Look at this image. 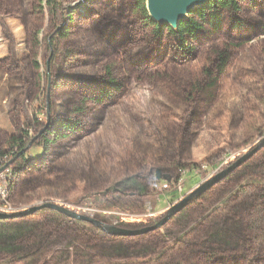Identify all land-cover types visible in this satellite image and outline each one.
Listing matches in <instances>:
<instances>
[{
  "label": "rangeland",
  "instance_id": "obj_1",
  "mask_svg": "<svg viewBox=\"0 0 264 264\" xmlns=\"http://www.w3.org/2000/svg\"><path fill=\"white\" fill-rule=\"evenodd\" d=\"M52 2L56 18L46 0H0V153L27 145L13 156L14 207L53 203L106 225L143 229L264 140V0H239L237 15L221 8V31L205 9L206 23L187 49L167 26L157 32L141 0ZM58 31L68 34L61 39ZM227 45L237 47L215 74L217 88L204 90L203 70L218 65L215 52ZM108 80L118 87L100 102ZM59 120L72 132L45 148ZM235 171L185 219L172 221L189 203L176 213L158 230L163 238L121 248L96 239L93 225L83 229L43 210L0 222V259L20 249L19 241L29 251L42 244L19 264H143L189 227L215 220L229 222L232 242L212 264H264V241L247 227L253 202L241 192L264 186V168L229 177ZM222 203L229 219L217 210Z\"/></svg>",
  "mask_w": 264,
  "mask_h": 264
},
{
  "label": "trees",
  "instance_id": "obj_2",
  "mask_svg": "<svg viewBox=\"0 0 264 264\" xmlns=\"http://www.w3.org/2000/svg\"><path fill=\"white\" fill-rule=\"evenodd\" d=\"M141 1L143 5L146 3V0ZM46 3L51 13H53L54 18H56V13H54L53 11L54 9L52 6V0H46ZM206 6L207 5L190 13L189 19L186 21H182L177 31L167 26L169 34L175 38V40L182 49H187L189 46V40H194L196 34L202 30L203 23H206L207 20L204 12L205 9L210 8L213 11L210 16V23L216 31H221L223 28V18L221 13L219 12L221 8L229 9L235 15L240 13L241 9L239 5V0L210 1L208 3L207 8ZM58 11H60V9L57 10V12ZM196 12L200 14V20L192 17L193 14ZM165 27L166 26H156L155 29L160 35H163ZM58 34L61 39H64L67 36L68 31H58ZM47 44L50 47L51 52H55V40L49 37L47 38ZM227 47L229 48L220 49L215 52V59H217L216 61L218 62L216 63L218 65L214 68L218 69L215 70L214 68L209 67L203 70V76L208 81V84L204 90L214 91L217 88L218 80L217 78H215V74H221L224 71V67L230 60L232 50L236 49L237 46L234 47L233 45H227ZM105 85V88L102 89L100 96L97 98V100L100 102L107 99L110 96V91L118 87L114 80L106 81ZM57 125L58 127L56 129L53 139L44 140L45 148H48L50 144L55 143L62 138H66L69 136V134H71L73 127L68 121L59 120ZM25 149H27V145L22 143L20 151ZM252 167H255L259 170L264 168V149L260 150L251 160L241 166L229 177L247 173L252 169ZM247 188H249V190H247L246 188H243L241 190L242 194L245 195V198H250L252 200L251 204L253 202V208L251 209L252 213L249 217L250 221L247 222V227L248 229L251 228L252 232L259 238V240L264 241V186L248 184ZM204 196L205 195L193 199L191 202H189V204L182 211H180L172 219V221L176 219H185V216L188 215V211L186 212V210L194 206ZM249 201L250 200L248 199L246 202L248 203ZM227 208L228 204H224L220 206L217 210L221 213L222 216H225L226 218L228 217L229 219V215L226 213ZM238 209V207L235 208L236 211H239ZM47 211H49L51 214L62 216L61 213L57 211L50 209ZM230 218L232 219L231 215ZM238 219L241 218L238 217ZM75 222L82 226L83 229H85V227L91 226L90 224L85 222ZM235 224H240V221L237 222L235 220V222L233 223V227H235ZM228 226V221L222 224L215 223V220H211L209 224H207L205 220L204 222L196 225L195 227H189L188 231H184L181 236L177 237V242L170 250L166 248L164 253L160 254L159 256L155 255L151 259L145 257V259H147L148 261L144 262L143 264H158L159 261L160 264H212L216 260L217 252L221 251V248L223 246L227 247V245L229 246L232 242V240L229 241L226 237L225 229H227L226 227ZM89 231L94 234V236H96V239H98L100 242H110L121 248L131 247V243H136V245H140V242H145L147 239L156 238L157 236L159 238H163V236L161 235V231L158 230L143 236L126 238H115L108 236L100 229L94 227L93 230ZM16 244L20 245V249L16 248L14 254L12 253L6 258L0 259V264H19L23 260L29 259L34 256L38 251H40L42 247V244H40L39 246L34 245L32 246L33 251H29L31 247H25V245L23 243H20L19 241H16ZM139 259L140 261H138V263L136 264H139L141 262L142 258Z\"/></svg>",
  "mask_w": 264,
  "mask_h": 264
},
{
  "label": "water",
  "instance_id": "obj_3",
  "mask_svg": "<svg viewBox=\"0 0 264 264\" xmlns=\"http://www.w3.org/2000/svg\"><path fill=\"white\" fill-rule=\"evenodd\" d=\"M210 1L216 0H146V8L149 12L150 18L158 23V26H169L173 30L177 31L180 23L189 19L190 13L200 9L207 5ZM264 148V140L251 152L241 157L238 161L233 163L228 169L222 171L218 175L212 177L201 186L192 191L187 197L180 203L174 205L169 211L166 217H164L157 224L146 227L143 229H126L112 225H106L99 220L93 219L89 216L81 215L74 211H71L65 207L53 204L44 203L36 205L22 211L16 215H2L0 214V221L20 219L27 216L35 215L43 210H54L62 215L80 222H85L95 226L108 236L115 238H126V237H138L143 236L152 232H155L164 227L167 222L178 213L184 206H186L191 200L200 197L213 185L222 181L225 177L235 171L237 168L242 166L246 161L252 158L257 152Z\"/></svg>",
  "mask_w": 264,
  "mask_h": 264
},
{
  "label": "built area",
  "instance_id": "obj_4",
  "mask_svg": "<svg viewBox=\"0 0 264 264\" xmlns=\"http://www.w3.org/2000/svg\"><path fill=\"white\" fill-rule=\"evenodd\" d=\"M17 148L12 145L8 151L0 153V214L12 215L24 210V208L14 207L12 201L13 185L18 169L16 166L14 167L13 156L20 154V150Z\"/></svg>",
  "mask_w": 264,
  "mask_h": 264
}]
</instances>
